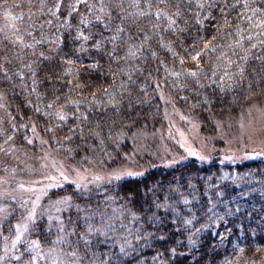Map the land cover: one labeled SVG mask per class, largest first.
<instances>
[{"label":"trees","instance_id":"trees-1","mask_svg":"<svg viewBox=\"0 0 264 264\" xmlns=\"http://www.w3.org/2000/svg\"><path fill=\"white\" fill-rule=\"evenodd\" d=\"M262 22L264 0H0V172L36 150L32 125L67 157L154 127L156 82L185 106L235 113L264 91ZM71 193L0 264H33V240L74 264H264V159L188 160Z\"/></svg>","mask_w":264,"mask_h":264},{"label":"rangeland","instance_id":"rangeland-1","mask_svg":"<svg viewBox=\"0 0 264 264\" xmlns=\"http://www.w3.org/2000/svg\"><path fill=\"white\" fill-rule=\"evenodd\" d=\"M155 88L159 122L122 135L109 149L89 145L77 157H67L32 125L27 140L36 150L18 154L8 162L9 169L0 172V224L13 210L19 214L12 235L4 241L2 257L26 243L34 224L54 226L72 205L71 191L81 196L90 191L104 193L108 185L120 180L188 160L238 164L264 159V91L251 96L235 113L222 114L179 103L161 82ZM117 175L120 179L114 178ZM29 213L34 217L14 248L16 225L25 224ZM102 228L108 231V227ZM44 257L49 264L77 263L54 249Z\"/></svg>","mask_w":264,"mask_h":264},{"label":"snow or ice","instance_id":"snow-or-ice-1","mask_svg":"<svg viewBox=\"0 0 264 264\" xmlns=\"http://www.w3.org/2000/svg\"><path fill=\"white\" fill-rule=\"evenodd\" d=\"M214 6L215 5H210V7H214ZM200 7H203V4H201ZM245 7L247 8V4H245ZM101 11H103V9H101ZM257 11H258V9H253V14H255ZM100 19L101 18L98 16L97 17V20L99 21ZM251 19H252V17H249V20L250 21H251ZM82 22H84V21H82ZM262 23H264V22H262ZM260 26L261 25H256V27H260ZM118 31H122V29H118ZM79 35L80 34H78V36ZM84 39L87 40L88 37H84ZM112 39L115 40L116 37L113 36ZM98 44H99V42H98ZM252 47L254 48V47H256V45H252ZM190 75H196V73L195 72H192V73H190ZM60 118L61 119H64L63 116H61ZM201 159H203V157H201ZM128 175H134V174L133 173H128ZM64 178L67 179V177H64ZM114 178L115 179H120V175H117ZM33 217H34V213H29V216L27 217L25 224H23V225H19V224L16 225L17 234H16L15 239L12 242L14 248L16 247L17 241H20L21 240L23 233H25V232L28 231V221H31L33 219ZM38 247H39V245H38V242L37 241L33 240V241H30L29 242V249L36 251V256L33 257V264H34V261H35V259L37 257L39 259H44V256L38 251ZM26 250H28V249H26ZM0 259H3V257H0ZM15 259L19 260L20 257H15ZM53 264H55V261L53 262Z\"/></svg>","mask_w":264,"mask_h":264}]
</instances>
